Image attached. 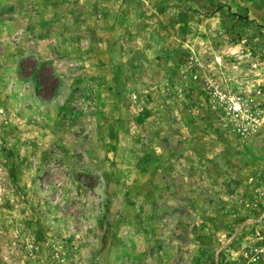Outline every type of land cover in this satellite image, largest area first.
Instances as JSON below:
<instances>
[{
    "label": "rangeland",
    "instance_id": "obj_1",
    "mask_svg": "<svg viewBox=\"0 0 264 264\" xmlns=\"http://www.w3.org/2000/svg\"><path fill=\"white\" fill-rule=\"evenodd\" d=\"M258 241L264 0H0V264Z\"/></svg>",
    "mask_w": 264,
    "mask_h": 264
},
{
    "label": "built area",
    "instance_id": "obj_2",
    "mask_svg": "<svg viewBox=\"0 0 264 264\" xmlns=\"http://www.w3.org/2000/svg\"><path fill=\"white\" fill-rule=\"evenodd\" d=\"M242 249L247 264H264V242L245 243Z\"/></svg>",
    "mask_w": 264,
    "mask_h": 264
}]
</instances>
